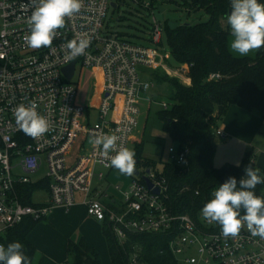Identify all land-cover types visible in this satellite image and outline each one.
<instances>
[{
    "label": "built area",
    "instance_id": "obj_1",
    "mask_svg": "<svg viewBox=\"0 0 264 264\" xmlns=\"http://www.w3.org/2000/svg\"><path fill=\"white\" fill-rule=\"evenodd\" d=\"M137 1V0H136ZM139 1V0H138ZM38 0H0V245L9 232L26 219L48 218L55 208L69 211L82 194L89 217L107 222L121 245L130 234H158L179 264H264V239L242 228L239 237L225 238L218 223H208L188 213H177L168 204L169 182L163 174L141 170L151 181L134 176L120 202L94 188L93 179L104 180L95 167L113 168L102 146L90 141L96 135H116L120 146L129 147L137 138L144 93L156 80L152 70L190 84L192 64L172 66L169 55L159 48L133 43L114 34H103L105 17L114 0H84L79 14L66 20L51 47L30 49L24 42L27 19ZM117 4V3H116ZM151 4H145L150 7ZM81 36L90 38L85 55L66 59L63 45ZM163 27L153 19L151 40L162 44ZM75 63L71 80L64 68ZM94 70L96 94L90 106L78 102L79 88L73 83L77 65ZM154 72V71H152ZM212 73L209 80H219ZM35 100L38 112L50 122V130L39 138L26 136L16 125L14 110ZM163 109L170 104L162 103ZM95 112V113H93ZM95 117H94V116ZM217 137H225L219 128ZM169 162H186L189 150L169 148ZM45 170L34 182L31 175ZM39 184L46 197L38 203L23 201L20 187ZM160 193H155L154 189ZM36 191V190H35ZM32 198V197H31ZM108 199V202L102 201ZM129 264H144L141 249L133 247ZM195 251V255L189 254Z\"/></svg>",
    "mask_w": 264,
    "mask_h": 264
},
{
    "label": "trees",
    "instance_id": "obj_2",
    "mask_svg": "<svg viewBox=\"0 0 264 264\" xmlns=\"http://www.w3.org/2000/svg\"><path fill=\"white\" fill-rule=\"evenodd\" d=\"M259 2L264 3V0ZM184 5L203 8L210 15L206 22L195 25L178 24L174 30L169 25L165 28L170 45L169 63L172 66L192 64L191 83L183 84L159 71L151 75L155 76L156 81L166 82L171 88V108L159 112L164 132L180 148L189 150L185 163L164 164L162 174L169 182L167 202L175 212L188 213L197 218L220 184L229 177H235L239 181L245 175L244 169L250 166V154L240 165H214L217 151L216 130L218 121L231 105L255 111L264 117V47L254 57H236L230 52V31L222 25V20L229 15L230 0H184ZM212 73H219L222 78L209 80ZM139 148L136 156L141 165L153 168L151 161L142 160V150ZM259 174L264 177V170ZM38 188L39 184L20 187L23 201L31 204L32 194ZM263 189L264 184H260L254 191L257 195L264 196ZM43 220L26 219L17 225L9 232L5 247L12 242L21 243L22 251L31 260V264H36V249L27 236ZM104 223L111 264H129L134 246L141 249L144 264H179L166 250L160 253L167 246L160 235L130 234L127 242L121 245L108 223ZM69 252L74 255V264H103L100 253L87 246L84 241L79 244L70 243Z\"/></svg>",
    "mask_w": 264,
    "mask_h": 264
},
{
    "label": "clouds",
    "instance_id": "obj_3",
    "mask_svg": "<svg viewBox=\"0 0 264 264\" xmlns=\"http://www.w3.org/2000/svg\"><path fill=\"white\" fill-rule=\"evenodd\" d=\"M84 0H38L27 19L29 28L24 42L30 49L51 47L58 30L66 20L80 13ZM230 49L239 56H248L264 47V3L259 0H230ZM90 46V38L81 36L68 40L64 45L66 59L83 56ZM35 100L21 103L14 110L17 127L31 138L42 137L50 130L49 120L38 112ZM116 135H96L90 141L102 146L103 154L109 157L110 166L121 174L131 176L136 167L135 152L118 145ZM245 175L237 181L229 177L212 193L201 209V216L208 223H218L225 238L239 237L246 226L251 236L264 239V196L255 193L257 185L264 184L258 169L248 166ZM0 264H31L19 242L5 247L0 245Z\"/></svg>",
    "mask_w": 264,
    "mask_h": 264
},
{
    "label": "rangeland",
    "instance_id": "obj_4",
    "mask_svg": "<svg viewBox=\"0 0 264 264\" xmlns=\"http://www.w3.org/2000/svg\"><path fill=\"white\" fill-rule=\"evenodd\" d=\"M118 6L109 7L107 15L105 17L103 34H114L117 37L127 39L133 43L144 45L147 47L159 48L160 50L170 54V45L167 33L165 31L169 21H175L179 25H195L201 22L209 20L210 15L202 8H192L184 5V0H114ZM151 4L150 7H145V4ZM163 10H161V8ZM157 19L163 27L162 44H155L151 40V30L153 27V19ZM222 25L230 31V26L227 23V18L222 20ZM232 37H229V50L236 56L241 57L237 53H234L230 49V41ZM256 52L250 53L248 56L254 57ZM171 58V57H170ZM156 72V70H152ZM151 71V73H153ZM164 75V73H161ZM167 75V74H166ZM169 78L180 80L179 78L167 75ZM153 77V76H152ZM155 77V76H154ZM153 77V78H154ZM155 79V78H154ZM79 88L78 102L86 107L90 106L92 99L96 94V87L99 80H97L95 72L91 68L82 67L77 65L75 76L73 78ZM171 88L165 82L161 83L156 81L154 87L148 92L144 93V99L140 102L141 116L140 126L138 128L137 139L130 143L129 149L133 150L135 154H138L139 147H141L142 160L151 161L154 166L155 172L158 174L163 173L164 164L169 162V148L177 146L167 133L163 130L162 121L159 118V112L163 110L162 103L167 102L171 108ZM95 113V112H93ZM94 116V115H93ZM95 117V116H94ZM218 138V137H217ZM141 144V145H140ZM222 144L218 146L217 153L220 157L222 152ZM216 163L219 162V158L216 159ZM243 161L240 162L242 164ZM239 164V165H240ZM222 164H219V166ZM143 170V169H142ZM102 171L105 174L104 180L101 182V190H104L110 183L114 188V185H120L121 190H126L131 182L129 175L121 174L117 169H106L104 167H97V173ZM46 173L42 170L39 174L31 175L30 177L34 182L44 177ZM132 176V175H131ZM109 182V183H108ZM40 191H34L32 194V202L38 203L43 201L46 197V191L44 188ZM121 190H115L118 201L121 200ZM106 191V190H104ZM106 193V192H105ZM264 194V190H263ZM102 201L108 202V199L102 198ZM41 223L50 224V221L43 220ZM60 225H55V228H59ZM52 228V226H50ZM53 236V234H52ZM189 254L195 255V251H191ZM110 263V260L106 262ZM105 263V264H106ZM64 264H74V255L69 253Z\"/></svg>",
    "mask_w": 264,
    "mask_h": 264
},
{
    "label": "crops",
    "instance_id": "obj_5",
    "mask_svg": "<svg viewBox=\"0 0 264 264\" xmlns=\"http://www.w3.org/2000/svg\"><path fill=\"white\" fill-rule=\"evenodd\" d=\"M217 125L224 132L225 137L217 138V149L221 143H223V149L220 157L216 151L214 157L216 167H221L224 164L239 165L250 154V166L258 169L259 173L264 170V117L255 111H247L237 105H231ZM218 158L220 163H216ZM219 164L222 165L219 166ZM97 167H95L96 173ZM130 177L132 179V176ZM102 181H99L95 176L93 179L94 188L101 190ZM112 187L109 183L104 189L106 191H101L108 193L111 196V201L118 203L120 201L115 195L116 188ZM45 220L50 221L52 225L43 224L40 221L27 236L36 249L34 263L64 264L70 253V243L79 244L84 241L87 246L100 253L103 264L108 259L111 264L108 242L104 234L105 223L88 216L81 193H77L76 204L69 211L61 207L55 208ZM55 225L60 226L56 229Z\"/></svg>",
    "mask_w": 264,
    "mask_h": 264
},
{
    "label": "water",
    "instance_id": "obj_6",
    "mask_svg": "<svg viewBox=\"0 0 264 264\" xmlns=\"http://www.w3.org/2000/svg\"><path fill=\"white\" fill-rule=\"evenodd\" d=\"M137 1H138V0H137ZM112 6H113V7H117L118 4L113 3ZM160 8H161V10H163L162 7H160ZM229 14H230V11H229ZM168 25H169V27H170L171 30H174V29L178 26V23L175 22V21H169V22H168ZM74 71H75V63H72L71 65H69V66H67V67L64 68V72H65V74H66V76H67V78H68L69 80L72 79V77H73V75H74ZM135 160H136V163H137V162H138V158H135ZM151 169H152L151 167H147L146 170H145V173L150 174ZM133 175L136 176V177H138V176H142V178H143V179L145 180V182L147 183V186H148L149 188H152V187H153V185H152L150 179H149L145 174H142V173H141V170H140L138 167H135V170H134ZM153 191H154L155 193H157V194L160 193V190H159L158 188H157V189H154Z\"/></svg>",
    "mask_w": 264,
    "mask_h": 264
},
{
    "label": "flooded vegetation",
    "instance_id": "obj_7",
    "mask_svg": "<svg viewBox=\"0 0 264 264\" xmlns=\"http://www.w3.org/2000/svg\"><path fill=\"white\" fill-rule=\"evenodd\" d=\"M135 158H138V162L136 163V167H138L140 170L144 169L145 167L141 165L139 157L135 155Z\"/></svg>",
    "mask_w": 264,
    "mask_h": 264
}]
</instances>
